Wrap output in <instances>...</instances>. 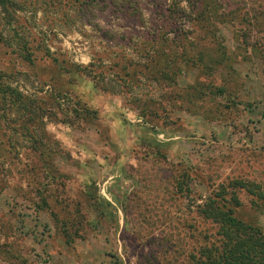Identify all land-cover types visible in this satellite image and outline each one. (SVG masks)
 I'll list each match as a JSON object with an SVG mask.
<instances>
[{
	"label": "rangeland",
	"instance_id": "374dc122",
	"mask_svg": "<svg viewBox=\"0 0 264 264\" xmlns=\"http://www.w3.org/2000/svg\"><path fill=\"white\" fill-rule=\"evenodd\" d=\"M15 1L0 34L19 33L33 63L0 39V73L47 117L29 124L34 146L27 116L0 110V264H192L213 227L196 204L264 182L263 3L201 27L196 9L162 19L161 0Z\"/></svg>",
	"mask_w": 264,
	"mask_h": 264
},
{
	"label": "trees",
	"instance_id": "16d2710c",
	"mask_svg": "<svg viewBox=\"0 0 264 264\" xmlns=\"http://www.w3.org/2000/svg\"><path fill=\"white\" fill-rule=\"evenodd\" d=\"M259 2L264 5V0H259ZM108 3L114 5V9L117 6L114 0H108ZM159 4L160 6L156 8L165 9L162 19H169V21H173L172 24H175L176 20L179 22L182 19L183 9H196L197 19L195 23L201 27H205L211 22L221 23L227 21V19L230 20L229 16L231 14L219 11V9H248L244 6L245 3H243V8L240 7L237 0H161ZM16 6L18 5L15 0H0L2 28L11 24L12 14L14 13H11V9H17ZM171 25L166 23L163 27V35H155L150 40L158 43L164 40L166 38L165 34L174 30ZM175 29L177 30L176 26ZM18 34L10 33L8 36L0 34V39L8 47L12 45L17 47L22 57L33 63V56L28 52L29 48L25 47L26 41ZM147 40L149 39H145V42L147 44L151 43L150 47L152 49L146 52L155 56L157 64L158 58L156 56L161 58V55L164 54L159 49V44L154 49L152 42ZM71 67L75 71L87 69V66L74 67V65H71ZM176 70L177 68L173 71L178 72ZM89 72L93 71L90 70ZM155 73L164 77L166 70L159 67ZM92 76L95 78L96 74L94 73ZM5 77L6 75L0 73V110L3 111V115L6 111L13 110L27 116L28 120L21 125L27 132V135L25 133L24 135L33 142L34 146H37L39 141L34 136V131L29 128V124L32 121H43L47 117L41 108L36 107V103L40 100H38V97L32 98L19 89L12 87L4 81L3 78ZM56 93L55 96L63 95L59 92ZM75 103L81 107L79 110L81 118L86 119L87 116L96 114V111L88 108L85 103L80 101ZM35 107L36 109H34ZM38 128L43 129L42 126ZM241 190L251 196L250 204L253 208L264 209V182L243 179H231L222 183L215 191L208 193L200 203L196 204L198 216L203 221L212 224L213 227L210 226L212 232L208 235L210 237L208 242L199 245L197 250L190 256L192 264H264V231L256 221L244 220L239 215L237 208L242 205V202L238 192Z\"/></svg>",
	"mask_w": 264,
	"mask_h": 264
}]
</instances>
